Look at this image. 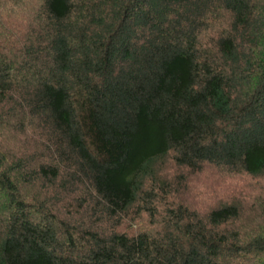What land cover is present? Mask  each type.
Here are the masks:
<instances>
[{"label": "trees", "instance_id": "trees-1", "mask_svg": "<svg viewBox=\"0 0 264 264\" xmlns=\"http://www.w3.org/2000/svg\"><path fill=\"white\" fill-rule=\"evenodd\" d=\"M242 175L264 0H0V264H264Z\"/></svg>", "mask_w": 264, "mask_h": 264}, {"label": "rangeland", "instance_id": "rangeland-1", "mask_svg": "<svg viewBox=\"0 0 264 264\" xmlns=\"http://www.w3.org/2000/svg\"><path fill=\"white\" fill-rule=\"evenodd\" d=\"M220 176H222V175H220ZM217 178L216 179L212 178L214 180L213 182H212V179L210 180V183L209 184H211L212 187H217V188H227V187H231V186H228V184L226 183V179H224L223 177H219L218 179ZM198 183H202L204 186H206L208 184V182H207V180H206L205 177L204 178H201V181H199ZM260 185H262V187L258 191V194H260V192H261V195H264V178L261 179V180H258V179H251V178H249L247 176H243L242 175L241 177H239L236 180V187L241 188L247 194H250L251 192L254 193L255 188H257ZM192 196H190V200H193V203L194 204H197L198 206L203 205V203H201L199 201H203L204 200V197L199 196L201 198V200H200L199 197H195L194 195H192ZM249 209H252L253 211L251 212L248 209H245V211H247V213L245 215L249 216L250 220L253 219V218H255V216L257 218V216H258L259 213H258V210L255 209V206L252 205V207L249 208ZM259 219L260 218L258 216V220Z\"/></svg>", "mask_w": 264, "mask_h": 264}]
</instances>
